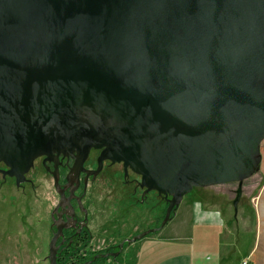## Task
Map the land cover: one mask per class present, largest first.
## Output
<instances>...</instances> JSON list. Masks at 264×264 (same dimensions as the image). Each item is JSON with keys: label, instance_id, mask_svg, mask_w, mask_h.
<instances>
[{"label": "water", "instance_id": "1", "mask_svg": "<svg viewBox=\"0 0 264 264\" xmlns=\"http://www.w3.org/2000/svg\"><path fill=\"white\" fill-rule=\"evenodd\" d=\"M263 140L264 0H0V162L122 161L167 202L127 243L195 187L236 208Z\"/></svg>", "mask_w": 264, "mask_h": 264}, {"label": "flooded vegetation", "instance_id": "2", "mask_svg": "<svg viewBox=\"0 0 264 264\" xmlns=\"http://www.w3.org/2000/svg\"><path fill=\"white\" fill-rule=\"evenodd\" d=\"M100 153L91 148L78 174L71 172V155H42L20 181L0 162V241L11 242L0 264H24L26 253L18 250L24 244L45 264L51 249L57 264H117L134 257L138 239L126 241L138 233L122 234L143 220L152 229L154 189L146 190L141 175L122 161L100 163ZM144 207L150 216L144 217Z\"/></svg>", "mask_w": 264, "mask_h": 264}, {"label": "rangeland", "instance_id": "3", "mask_svg": "<svg viewBox=\"0 0 264 264\" xmlns=\"http://www.w3.org/2000/svg\"><path fill=\"white\" fill-rule=\"evenodd\" d=\"M260 151L262 158L259 167L252 176L243 181L241 187V196L236 205V208L233 205V199L235 197V191L237 189L236 182L216 184L207 187H195L183 197L181 203L178 205L181 208H184L188 206L186 204H191L190 202L192 200H198V202H200V204H202V206L205 208H218L222 210V214L224 215V222L230 221L231 224L229 225V222H227L228 224L225 223L223 230L227 231L228 229L226 228L230 227V229H232L233 231V235H235V233L238 234V242L234 243L235 241L233 236V244L228 248V251L230 252L229 262H232V264H235L237 259L240 264L241 260L246 257L247 253L253 247V245L254 251H256L251 256L252 260L255 262V264H264V221L260 223L257 208H254L257 206L254 197L260 195L262 187L264 185V140L261 143ZM166 206L167 202L165 201V198L163 196L161 197L157 194L156 191H154V222L152 223V228L158 227L161 224L165 215ZM146 208L148 207L143 208L144 217L150 216ZM244 208L245 213L243 210ZM172 213L170 215V219H168L163 227L157 229L156 231L150 232L144 237L134 241V243H136V246L141 242V244L146 243L145 239H150L149 237L154 236L155 240L167 237V234H170V231L173 230L174 225H178L180 227L178 229V234L185 233L187 222V219H185V215L183 214L182 216H180L182 219H177L171 218ZM149 226H151V224H148V222L143 220L140 223L139 227L135 230H132L133 228L128 229V225V228H125V232L126 229H128V233L126 235H122L129 236L131 233L139 234L147 230ZM155 243H157V241L154 242V246L156 245ZM10 247L11 242L2 243L0 241V261L4 259L6 254H8L6 252L9 251ZM29 247V244L20 245L18 247L19 253H26L24 257V264H45L43 261H40L41 253L38 252L35 255H31L29 253ZM127 250L128 249H126V251ZM129 256H127L126 258H128ZM125 260V257H123L120 258L116 263L123 264ZM111 261H113V259L110 258L108 262ZM1 262H3V260ZM11 264H14V262H12Z\"/></svg>", "mask_w": 264, "mask_h": 264}, {"label": "crops", "instance_id": "4", "mask_svg": "<svg viewBox=\"0 0 264 264\" xmlns=\"http://www.w3.org/2000/svg\"><path fill=\"white\" fill-rule=\"evenodd\" d=\"M263 188L264 185L260 195L254 197L260 223L264 221ZM190 203L184 208L176 207L171 217L182 219L180 216L185 215V233L178 234L180 227L174 225L165 238L155 240L154 236L149 237L145 239L146 243L137 245L134 257L125 258L123 264H232L228 248L233 244V236L234 243L238 242V234L233 235L230 227L223 230L225 223L231 225L230 221L224 222L222 210L218 208H205L198 200ZM243 210L245 213V208ZM255 251L253 245L246 257L252 260ZM235 264H239L238 259Z\"/></svg>", "mask_w": 264, "mask_h": 264}, {"label": "built area", "instance_id": "5", "mask_svg": "<svg viewBox=\"0 0 264 264\" xmlns=\"http://www.w3.org/2000/svg\"><path fill=\"white\" fill-rule=\"evenodd\" d=\"M240 264H255L249 257L241 260Z\"/></svg>", "mask_w": 264, "mask_h": 264}, {"label": "trees", "instance_id": "6", "mask_svg": "<svg viewBox=\"0 0 264 264\" xmlns=\"http://www.w3.org/2000/svg\"><path fill=\"white\" fill-rule=\"evenodd\" d=\"M170 219V218H169Z\"/></svg>", "mask_w": 264, "mask_h": 264}]
</instances>
